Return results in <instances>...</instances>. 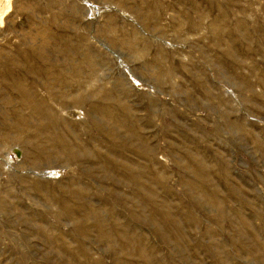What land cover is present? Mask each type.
<instances>
[{"label": "rangeland", "instance_id": "rangeland-1", "mask_svg": "<svg viewBox=\"0 0 264 264\" xmlns=\"http://www.w3.org/2000/svg\"><path fill=\"white\" fill-rule=\"evenodd\" d=\"M0 5L3 13L6 0ZM216 16L210 13L199 27L197 13L183 0H11L0 27V129L15 121L13 115L3 119L13 110L3 97H16L6 74L49 101L63 91L68 98L60 101L68 106L58 114L71 126L91 110L75 100L103 89L131 111L138 135L116 126L115 147L132 142L134 151L122 157L143 172L146 139L150 170H164L171 194L154 185V207L144 191L136 195L149 217L144 207L135 209L138 218L116 205L137 251L127 257V240L113 234L115 253L113 244H100L88 212L77 210L68 189L52 192L74 181L100 206L108 226L110 211L100 196H110L113 187L92 173L98 165L54 163L34 171L30 150L4 144L0 131V264H69L80 246L103 264H145L141 247L149 264H264V53L241 50L227 57L208 30ZM89 121L103 117L93 112ZM110 125L105 122L104 130ZM12 146L21 154L13 150L8 160ZM148 180H142L147 189ZM35 182L47 188L36 192ZM114 191L130 196L127 187ZM65 200L72 212L58 219Z\"/></svg>", "mask_w": 264, "mask_h": 264}, {"label": "bare ground", "instance_id": "bare-ground-1", "mask_svg": "<svg viewBox=\"0 0 264 264\" xmlns=\"http://www.w3.org/2000/svg\"><path fill=\"white\" fill-rule=\"evenodd\" d=\"M183 1L189 4L197 13L198 22L196 24L199 27L208 21L210 13H218V16L211 20L208 30L216 48L223 49L227 57H234L235 51L241 50L249 53H264V5L259 3L260 0H223L222 3L218 0ZM204 9L208 13H205ZM10 11L11 0H6V9L3 13L1 12L0 5V27L3 26V19ZM233 17H236L235 22H232ZM229 21L235 25L232 27ZM245 42L248 43L247 46ZM12 74H6L4 81L12 91H15L16 97H3L2 102H4L7 109H13L10 112H6L3 119L8 121L9 116L13 115L15 121L9 126L4 124L3 128L0 129L2 133L1 140L6 145L11 146L16 143L30 150L29 157L27 158L33 162L34 171L39 170L45 165L54 166V163L77 164L79 167L83 163L97 164V168L95 170L92 169V173L98 171V173H101V176H99L101 182L113 187V189L107 191L110 192L111 195L107 194L110 196H100L106 203L105 208L108 206L110 211L108 226L104 223L106 221L103 219L100 206L93 204L87 198L85 191L77 188L78 184L74 181L68 187L59 185L52 192L59 194V191L68 189L66 195L75 201L77 210L88 212L89 219L95 225L90 228L93 229L92 232L97 234L100 244H113V251L117 253L119 248L116 246L114 234L127 240L126 246H128V249L126 252L129 253L127 257L130 256L137 250L133 248V244L131 243L133 242V238H131V234L126 230L129 228L126 227V224L118 221L117 216L119 218L121 210H125L140 218L136 214L135 209H143L146 204L144 200H141V202L137 200L136 195L140 191L146 193L149 202L154 207L159 198L153 189L154 185L159 186L165 196L169 197L168 195L171 194L169 186L165 182L164 170L156 172H151L150 170L152 162L149 161V146L146 139L142 138L145 141L141 145L142 156L147 161L145 171L143 172L135 171L133 164L122 157L125 153L134 151L135 148L132 142H127L124 146L117 145L115 147L114 142L119 136L117 127L127 128L132 138L138 136L134 123H131L132 119H134L131 111L122 107V105L108 97V95L106 96L103 89L92 88L90 94L84 98L75 100V103L78 105L90 104L91 110L87 112L86 117L88 121L83 120L80 124L73 122L72 125L76 126H71L68 120L60 117L58 114L59 110L63 111L68 106L67 103H61L60 101L62 97L68 98L67 95H63V91L60 94H54L51 97V101H49L38 96L34 89L25 86L19 79L9 78L13 77ZM47 88L52 89L51 87ZM49 92H57V90L53 89ZM100 103L104 105V108L99 106ZM112 106L113 109L111 111L110 108ZM122 111L124 113V121L120 119ZM93 112L102 115L103 121L91 123L89 120ZM88 122L90 126L87 128ZM105 122L111 124L107 130L103 128ZM83 136H87V138L84 139ZM101 146L105 148L104 154L98 151ZM113 149L115 150L113 151ZM13 150H15V153L21 154L17 148L12 146L10 154L6 159H12ZM88 173L90 172L87 171L86 175ZM76 176L80 179L85 178L81 175ZM143 179H149L148 189L143 185ZM25 183L29 184L28 181H25ZM122 187L129 189L130 196H124L114 191ZM46 188L47 186L44 184L39 182L34 183V190L36 192L41 193ZM112 198H114V203L111 201ZM48 199L55 201V198L52 196H48ZM116 205L122 208L118 211V214ZM65 211L72 212V207L69 201L66 200L64 201V209L59 210L60 214L56 215V218L61 219ZM143 214L149 217L146 207L143 209ZM71 216L75 218V214L72 213ZM75 220L77 221L76 218ZM82 228L84 227H80L77 231L84 240H87L88 231ZM70 255L71 258L68 257L69 264H103L101 259L95 257L92 250L86 247L80 246L78 251L70 253ZM139 255L142 260H147L145 264H149L147 251L143 247L140 248ZM118 257H120V254L115 255L116 259ZM120 263L126 264L125 262ZM218 264H221V262Z\"/></svg>", "mask_w": 264, "mask_h": 264}]
</instances>
